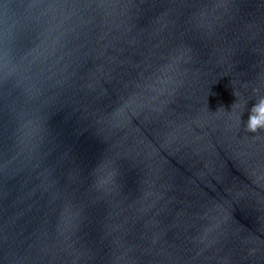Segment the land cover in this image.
I'll use <instances>...</instances> for the list:
<instances>
[{"label": "water", "instance_id": "95a60500", "mask_svg": "<svg viewBox=\"0 0 264 264\" xmlns=\"http://www.w3.org/2000/svg\"><path fill=\"white\" fill-rule=\"evenodd\" d=\"M259 95L264 0H0V264H264Z\"/></svg>", "mask_w": 264, "mask_h": 264}, {"label": "clouds", "instance_id": "9594fccd", "mask_svg": "<svg viewBox=\"0 0 264 264\" xmlns=\"http://www.w3.org/2000/svg\"><path fill=\"white\" fill-rule=\"evenodd\" d=\"M246 128L251 132H255L258 128H264V95L257 96L256 103L251 108Z\"/></svg>", "mask_w": 264, "mask_h": 264}]
</instances>
